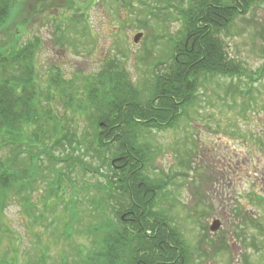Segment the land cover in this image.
<instances>
[{"label": "rangeland", "instance_id": "374dc122", "mask_svg": "<svg viewBox=\"0 0 264 264\" xmlns=\"http://www.w3.org/2000/svg\"><path fill=\"white\" fill-rule=\"evenodd\" d=\"M142 2L155 11L141 9L135 0H17L0 25V50L9 51L6 57H10L13 50L37 42L33 61L39 93L47 91L52 70L74 81L107 69L109 61L116 68H126L131 84L143 89L155 64L162 65L157 72H165L172 64L173 46L181 40L184 28L181 12L199 16L206 1ZM84 7L89 15L80 22ZM215 38L223 44L227 60L240 64L255 79L264 70V2L238 15ZM7 61L3 66L11 63L16 67L15 62ZM21 64L25 63L18 62ZM16 68L18 73L22 71V67ZM50 96L54 101L44 109L56 112L62 126L73 130L76 125L71 121H81L82 129L89 125L86 117L77 118L70 107H64L67 99L59 93L51 90ZM139 139L140 144L152 146L146 175L169 184L158 209L167 214L182 237L189 264H264V207L251 201L253 194L264 197V78L253 83L246 77L204 79L177 126L166 131L145 129ZM69 140L57 146L48 142V148L56 157L72 154L92 170L99 167L98 159L86 154L88 140L81 141L80 147L77 139ZM41 145L33 152L40 153ZM3 154L10 155L11 149ZM42 156L47 165L46 155ZM84 173L74 170V180H63L60 189L68 196L73 192L78 196L80 214L75 219L66 210L54 213L55 200L47 204L43 198V182L36 185L39 190L31 205L8 200L0 220V264H66L80 259L81 250L91 249L82 231L98 222L93 218L92 202L103 193L90 188L89 182L105 185V180ZM236 209L243 214L235 213ZM215 221L220 224L217 232L211 230ZM69 225L73 237L67 240Z\"/></svg>", "mask_w": 264, "mask_h": 264}, {"label": "trees", "instance_id": "16d2710c", "mask_svg": "<svg viewBox=\"0 0 264 264\" xmlns=\"http://www.w3.org/2000/svg\"><path fill=\"white\" fill-rule=\"evenodd\" d=\"M205 1L199 16L191 11L181 12L184 39L181 37L174 43L172 64L165 72H157L160 63L155 64L148 85L139 90L131 84L126 68H116L115 62L109 61L107 69L75 77L78 84L52 70L47 91L39 93L33 61L37 42L13 50L10 57H6L9 51L0 50L5 54H0V220L11 198L31 205L39 182L47 187L45 202L55 200L54 213L66 210L67 216L75 219L80 214L78 196L60 191L61 184L65 179L70 183L74 180L71 176L74 170L88 172L105 180V185L89 182L90 188L103 193L91 201L93 218L98 222L82 231L89 238L91 249L81 250L80 259L72 263L68 260L66 264H189L182 237L171 226L167 214L158 209L163 190L169 184L153 181L146 175L153 158L152 146L140 144L139 134L145 129L166 131L177 126L192 106L204 79L246 77L253 83L264 78V70L253 79L240 64L227 60L223 44L215 38L221 29L233 25L238 15L247 14L255 3L264 0ZM16 4L17 0H0V25ZM6 59L22 67V71L18 73L11 63L3 66ZM20 61L25 64L18 65ZM51 90L67 99L64 107H70L77 118L86 117L89 125L82 129L79 120L80 123L71 121L76 125L73 130L68 125L62 126L56 112L44 109L54 101ZM69 138L77 139L79 147L81 141L88 140L86 154H93L99 167L92 170L72 154L56 157L48 148V142L57 146L66 139L70 142ZM40 143L37 154L33 151ZM8 148L11 154L6 156L3 151ZM43 154L48 159L47 165ZM59 164L65 166L57 168ZM103 168L107 172L101 171ZM251 201L264 207L261 195L253 194ZM235 213L243 214L241 209ZM69 226L67 240L73 237Z\"/></svg>", "mask_w": 264, "mask_h": 264}, {"label": "flooded vegetation", "instance_id": "af4514ba", "mask_svg": "<svg viewBox=\"0 0 264 264\" xmlns=\"http://www.w3.org/2000/svg\"><path fill=\"white\" fill-rule=\"evenodd\" d=\"M113 1L118 2V1H120V0H118V1H117V0H113ZM135 1H136V3L138 2L137 5H138L139 7H141V9H144V8H147V7H148L147 3L145 4L144 2H142V0H135ZM66 5H67V4H66ZM68 5H69L68 8L71 9V6H73V3L70 2ZM82 7H83V6H82ZM94 7H95V6H94ZM96 7H99V6H96ZM61 8H62V7H61ZM63 8H64V7H63ZM80 9H81V8H80ZM80 9H79V10H80ZM84 11H85V12H84ZM82 13H87V14H82ZM82 13H81V16H80V22L83 21V19H84V15H89V14H88V10H86L85 7L83 8V12H82Z\"/></svg>", "mask_w": 264, "mask_h": 264}, {"label": "water", "instance_id": "95a60500", "mask_svg": "<svg viewBox=\"0 0 264 264\" xmlns=\"http://www.w3.org/2000/svg\"><path fill=\"white\" fill-rule=\"evenodd\" d=\"M138 38L135 40L136 42H138ZM219 228H220V224H219V222L218 221H215L214 222V224H213V226H212V228H211V230L213 231V232H216L217 230H219Z\"/></svg>", "mask_w": 264, "mask_h": 264}]
</instances>
